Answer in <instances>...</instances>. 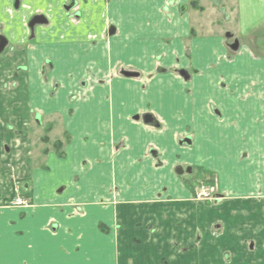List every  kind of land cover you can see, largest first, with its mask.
Wrapping results in <instances>:
<instances>
[{"label":"crops","instance_id":"0c3cea01","mask_svg":"<svg viewBox=\"0 0 264 264\" xmlns=\"http://www.w3.org/2000/svg\"><path fill=\"white\" fill-rule=\"evenodd\" d=\"M71 2L0 0V264H264V0L233 55L202 0Z\"/></svg>","mask_w":264,"mask_h":264},{"label":"rangeland","instance_id":"374dc122","mask_svg":"<svg viewBox=\"0 0 264 264\" xmlns=\"http://www.w3.org/2000/svg\"><path fill=\"white\" fill-rule=\"evenodd\" d=\"M202 1L207 5L208 9L212 7L211 9H213L214 13L217 14V16L215 17L216 24L224 27L223 30L219 29V31H217V35L221 34V36L226 40L227 45H228L227 47H228L229 55H233L234 51L232 50V47L234 46V44L238 43L240 45V35H239V30L237 28V17L235 13L237 10L236 5H235L236 4L235 0H202ZM199 6H201L200 2L198 4V7ZM195 10H196V6H195ZM209 14L206 16H209ZM226 17H229V19H226ZM247 41L252 42L251 46H253L255 51H257L256 53H260V52L264 53V26L259 28V30L253 32V34L249 37V39H247ZM116 75L124 77L121 73L120 74L117 73ZM139 78H136V79H139ZM47 133H50V132H47ZM218 184L219 182L216 176L215 177L212 176V178L203 177L201 182H199L198 187H196L195 189V194H194V197L192 198V201L194 203H208L210 205L222 202L223 199L217 200V202L214 201L213 203V201L211 202L207 200L206 198L201 197V194L198 191L200 186L201 187L208 186V187L214 188L216 193L223 196L220 193ZM199 195L201 198L199 197ZM17 196H20L21 198H24L25 200L28 199L25 195H23V193L20 190H18V192L16 193V197ZM223 198L225 199L226 196L225 197L223 196ZM11 204H12L11 201L7 203L5 202V206L14 207V206H11Z\"/></svg>","mask_w":264,"mask_h":264},{"label":"water","instance_id":"95a60500","mask_svg":"<svg viewBox=\"0 0 264 264\" xmlns=\"http://www.w3.org/2000/svg\"><path fill=\"white\" fill-rule=\"evenodd\" d=\"M73 5V4H72ZM72 7V6H71ZM71 7H67L66 10H70ZM47 21L46 19L43 17V16H36L35 18H33V20L30 22L29 24V27L32 31V33H34V29L37 25H44L46 24ZM114 34V31L112 30L110 32V35H113ZM8 45V41L5 37H0V54L3 53V51L5 50V48L7 47ZM239 49V45L236 43L233 47H232V50L233 51H237ZM122 75L126 78H138L139 77V74H136V73H131V72H122ZM180 75L181 76H187V73L185 71H181L180 72ZM187 79V77H186ZM143 122L146 126H151V127H156V128H159L160 125L159 123L157 122L156 118L152 115V114H146L145 116H143ZM186 144H191V141L189 139H187L185 141ZM154 154V153H153ZM187 172H191V170H187ZM184 173V170L183 168H178L177 169V174H180L182 175Z\"/></svg>","mask_w":264,"mask_h":264},{"label":"flooded vegetation","instance_id":"af4514ba","mask_svg":"<svg viewBox=\"0 0 264 264\" xmlns=\"http://www.w3.org/2000/svg\"><path fill=\"white\" fill-rule=\"evenodd\" d=\"M73 4V5H72ZM198 4H199V2L198 1H193L192 3H191V8L192 9H194L195 10V6H196V10L197 11H204V9L201 7V6H199L198 7ZM72 6V7H71ZM76 6V4H75V2H74V0H72V2H71V4L69 5V6H66L65 7V9L67 8V7H71V9L68 11V10H66L67 12H70L74 7ZM35 18V17H34ZM33 20V19H32ZM31 20V21H32ZM30 24V23H29ZM29 26V25H28ZM37 26H39V25H37ZM36 26V27H37ZM35 27V28H36ZM29 29H30V27H29ZM30 31H31V29H30ZM34 32H35V29H34ZM34 34L35 33H32V31H31V37L33 38L34 37ZM0 37H4V36H0ZM8 41V40H7ZM238 44V43H237ZM8 45H9V41H8ZM8 45H7V47H8ZM235 45V44H234ZM239 45V44H238ZM7 47L5 48V50L7 49ZM5 50L3 51V53L5 52ZM238 51V50H237ZM237 51H234V52H237ZM2 53V54H3ZM2 54H0V56L2 55ZM122 72H130V71H126V70H122L121 71V74H122ZM131 73H136V72H131ZM136 74H138V73H136ZM139 77H140V75H139ZM138 77V78H139ZM126 78V77H125ZM127 79H136V78H127ZM146 115V114H145ZM145 115H143V116H145ZM143 116L141 117V120H142V122H143ZM137 119H139V117L137 118ZM37 122L39 123L40 122V118L38 117L37 118ZM144 123V122H143ZM52 131V128H47L46 129V136H44L43 138H42V142H44L43 141V139L45 138V137H47L48 138V133L47 132H51ZM48 142H49V138H48ZM48 142H44V144H47ZM58 142H61V143H63V146H64V142H63V140L61 141V140H59V141H56L55 142V144H54V149H56V143H58ZM184 144H186L185 142H184ZM62 149H63V147H62ZM62 149H61V151H62ZM46 151V150H45ZM57 151V150H56ZM178 169V168H177ZM185 171V170H184ZM187 171V170H186ZM13 187H14V192H13V197L10 199V201H11V203L13 202V201H15L16 200V193L18 192V190H20L22 193H23V185H22V182L20 181V180H15L14 181V183H13ZM215 197V196H214ZM221 199H224L223 198V196H221L220 194H218V196L217 197H215V200L214 201H216L217 202V200H221Z\"/></svg>","mask_w":264,"mask_h":264},{"label":"built area","instance_id":"2783aa9c","mask_svg":"<svg viewBox=\"0 0 264 264\" xmlns=\"http://www.w3.org/2000/svg\"><path fill=\"white\" fill-rule=\"evenodd\" d=\"M199 193L201 194V197L206 198L209 201H214L215 200V189L212 187H208V186H202L199 190ZM198 196V194H197ZM200 197V195H199ZM200 197V198H201ZM28 202L27 201H23L21 199H16L15 201L12 202L13 206H20V205H26Z\"/></svg>","mask_w":264,"mask_h":264},{"label":"trees","instance_id":"16d2710c","mask_svg":"<svg viewBox=\"0 0 264 264\" xmlns=\"http://www.w3.org/2000/svg\"><path fill=\"white\" fill-rule=\"evenodd\" d=\"M43 141H44V142H48V138L45 137V138L43 139ZM55 146H56V150H57V153L59 154V156H63L62 151H61V149H62V147H63V143L58 142V143H56ZM101 229L103 230L102 227H101Z\"/></svg>","mask_w":264,"mask_h":264}]
</instances>
